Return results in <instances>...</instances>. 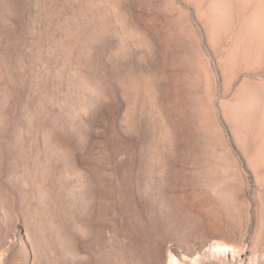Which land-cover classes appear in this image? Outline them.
<instances>
[{
  "label": "rangeland",
  "instance_id": "obj_1",
  "mask_svg": "<svg viewBox=\"0 0 264 264\" xmlns=\"http://www.w3.org/2000/svg\"><path fill=\"white\" fill-rule=\"evenodd\" d=\"M241 261L264 0H0V264Z\"/></svg>",
  "mask_w": 264,
  "mask_h": 264
},
{
  "label": "bare ground",
  "instance_id": "obj_2",
  "mask_svg": "<svg viewBox=\"0 0 264 264\" xmlns=\"http://www.w3.org/2000/svg\"><path fill=\"white\" fill-rule=\"evenodd\" d=\"M226 250H230V248L229 247H225V248H223V251H226ZM217 251V250H216ZM219 251V250H218ZM229 253H230V251H229ZM216 255H213L211 258L212 259H217L216 257H215ZM197 263H200V261H198ZM237 264H244V262L243 261H241V262H238ZM247 264V263H246ZM255 264H257V263H255Z\"/></svg>",
  "mask_w": 264,
  "mask_h": 264
}]
</instances>
